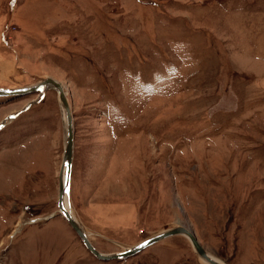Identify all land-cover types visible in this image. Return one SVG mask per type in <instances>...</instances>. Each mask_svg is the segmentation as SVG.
Wrapping results in <instances>:
<instances>
[{"label":"rangeland","instance_id":"obj_1","mask_svg":"<svg viewBox=\"0 0 264 264\" xmlns=\"http://www.w3.org/2000/svg\"><path fill=\"white\" fill-rule=\"evenodd\" d=\"M46 78L100 252L184 226L222 263L264 264V0H0V88ZM0 125V264H206L181 235L86 248L58 213L56 89L0 97Z\"/></svg>","mask_w":264,"mask_h":264},{"label":"water","instance_id":"obj_2","mask_svg":"<svg viewBox=\"0 0 264 264\" xmlns=\"http://www.w3.org/2000/svg\"><path fill=\"white\" fill-rule=\"evenodd\" d=\"M46 84H51L59 93V99L63 108V111L66 113V129H65V149L62 159V164L59 171V196H58V213L61 214L68 223L72 226L74 231L77 233L78 237L81 239L86 248L93 254L95 257L101 260H112V259H128L131 256L138 254L140 251L146 247L153 245L163 239L175 236V235H185L197 251V253L208 263L210 264H225L216 259H214L210 253L205 249L201 244L196 234L187 227L184 226H175L170 229H166L162 232H159L146 240L127 248L124 251H117L110 254H105L100 252L91 241L86 230L78 219L73 215L71 208V178H72V166L74 158V123H73V114L72 109L67 98L66 92L63 86L53 78H46L41 82H38L34 85H30L22 88L14 89H5L0 88V97L4 96H23L31 93L41 92L44 93V87ZM52 214L47 218L53 216Z\"/></svg>","mask_w":264,"mask_h":264},{"label":"bare ground","instance_id":"obj_3","mask_svg":"<svg viewBox=\"0 0 264 264\" xmlns=\"http://www.w3.org/2000/svg\"><path fill=\"white\" fill-rule=\"evenodd\" d=\"M47 88H53V89H55L51 84H46L45 85V87H44V90L45 89H47ZM4 97H7V96H4ZM64 117H65V124H66V113H65V111H64ZM179 235H181V234H179ZM177 235H175V236H172V237H169V238H166V239H163V240H161V241H159V242H157V243H155V244H153V245H150V246H148V247H146L145 249H147V248H150V247H152V246H154V245H156V244H158V243H160V242H162V241H164V240H167V239H171V238H174V237H176ZM181 236H185V235H181ZM178 237V236H177ZM186 237V236H185ZM188 239V238H187ZM189 240V239H188ZM190 241V240H189ZM193 246V245H192ZM194 248V247H193ZM145 249H143L142 251H144ZM194 250H195V248H194ZM142 251H140V252H142ZM139 252V253H140ZM195 252H196V254L206 263V264H210V263H208L207 261H205L198 253H197V251L195 250ZM138 253V254H139ZM95 256V255H94Z\"/></svg>","mask_w":264,"mask_h":264},{"label":"snow or ice","instance_id":"obj_4","mask_svg":"<svg viewBox=\"0 0 264 264\" xmlns=\"http://www.w3.org/2000/svg\"><path fill=\"white\" fill-rule=\"evenodd\" d=\"M15 3V0H13V4ZM0 127H2V125H0Z\"/></svg>","mask_w":264,"mask_h":264}]
</instances>
